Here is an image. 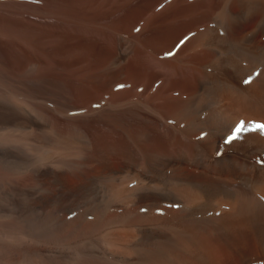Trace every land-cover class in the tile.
<instances>
[{"label": "bare ground", "instance_id": "6f19581e", "mask_svg": "<svg viewBox=\"0 0 264 264\" xmlns=\"http://www.w3.org/2000/svg\"><path fill=\"white\" fill-rule=\"evenodd\" d=\"M22 22L62 38L49 58L67 72L26 74L46 57L24 43L0 64V121L19 124L0 139L27 153L0 188L21 195L0 261L264 264V0H118Z\"/></svg>", "mask_w": 264, "mask_h": 264}, {"label": "rangeland", "instance_id": "374dc122", "mask_svg": "<svg viewBox=\"0 0 264 264\" xmlns=\"http://www.w3.org/2000/svg\"><path fill=\"white\" fill-rule=\"evenodd\" d=\"M116 2H118V0H0V19H4L3 17L8 18V19H4L5 22L0 20V40H1L0 41V64L7 65V66L9 64H11L12 61L9 60V55L14 54L16 52V50H15L16 47L18 48V47H20L21 44L24 43L27 45H31V47L35 51H37L40 55L46 57V58H44L45 62L44 63L42 62V64L40 66H38L39 68L33 69L34 71L30 70V69H25L26 74L36 73L35 71H37V70H38L37 71L38 73L64 74L65 72H67V70L64 69L63 67H61L59 64H56V62H53L54 60L49 58L50 54H52L55 51V48L57 46H59L60 43L62 42V38L61 37L60 38L54 37L55 39H53V37L45 35V32L43 30L42 31L37 30L35 27H30V26L27 28L24 25V23L22 22V20L29 19L31 21H35V20H40V19L43 20L44 19V20H49V21L54 20V22L65 21V20H70V19L84 20L86 18H89L92 15H96L100 11L101 4H104V3L114 4ZM96 5H98V6H96ZM35 8H38V9L35 10ZM44 9H46V10H44ZM94 10H96L97 12ZM93 13H95V14H93ZM9 23H11V24H9ZM20 27H23V28H20ZM2 31H4V32H2ZM7 33L9 36L7 35ZM14 33H16V34H14ZM25 33H27V34H25ZM50 38L52 40H50ZM36 41H37V43H36ZM38 44H40V45H38ZM32 45H35V46H32ZM41 45H43L42 46L43 48L40 47ZM14 47H15V49H14ZM5 49H7V50H5ZM45 49H47V50H45ZM12 50H13V52H11ZM4 62H5V64H4ZM0 96H3L1 89H0ZM0 101H5V99L0 98ZM15 122H13V121L12 122L11 121L10 122L0 121V129L2 128L1 131L5 130L3 132H0V134L4 133V132H8V134H11L15 130L17 131L16 127L18 128L19 124L17 122L15 123ZM6 123H8V125H10V126H8ZM12 125H15V126H12ZM8 127H11V128H8ZM3 128H5V129H3ZM9 132H11V133H9ZM0 143H1L0 144V153H1L0 158L3 156L7 158L5 165L0 164V169H1L0 177L2 176L0 178V188H2V187H7L10 184H14L16 182L21 181L20 179L23 178V175H25V172H23L22 169H18L17 167H19L18 163L24 162L27 159V153H25L23 147L19 143L10 144V143L6 142V144H5L3 141H1V139H0ZM15 147H17V148L15 149ZM19 147H21V148H19ZM19 153H21V154L19 155ZM5 154H6V156H5ZM10 156H13V157H10ZM15 157H16V159H15ZM18 161H20V162H18ZM9 169H10V171H9ZM15 169H17V170H15ZM13 171L15 172V175L12 174V173H14ZM21 172H22V174H21ZM5 174H7V175H5ZM16 174H18V177ZM19 174L21 175V177L19 176ZM10 180H12V181H10ZM30 189H31V191L36 190V188H34V187H30ZM0 191H1L0 192V207L2 208V209L0 208V230H1L3 228L4 223L6 224V223L14 222V218H13L12 214H14V211L17 207L15 202L17 204H19L16 201L17 199H18V201L20 200L19 202H21V195L16 193V198L14 201L13 196H10L5 189H0ZM3 201H5L8 204H6ZM9 205H11V208H9ZM2 213H3V215H2ZM6 213H8V214H6ZM32 213L34 214V211H32ZM3 217H6L7 219L6 218L4 219ZM2 218H3V221L1 220ZM43 243H45V246L49 249H54V248L59 249V248H64V246H65L64 244L58 245L57 243H54V242L43 241ZM47 258L48 257H45V259H47ZM5 263H7V264H21L20 262H8V261L2 262V261H0V264H5ZM23 264H38V263L23 262Z\"/></svg>", "mask_w": 264, "mask_h": 264}, {"label": "snow or ice", "instance_id": "6c2138e0", "mask_svg": "<svg viewBox=\"0 0 264 264\" xmlns=\"http://www.w3.org/2000/svg\"><path fill=\"white\" fill-rule=\"evenodd\" d=\"M138 32L140 31V29H136ZM187 40V37H185L184 40H182L180 42L181 45H183ZM174 55V52L172 51H169L167 53H165V56L167 57H171ZM260 73L259 71H257L256 73L254 74H250L248 75V77L243 81L244 84H250L252 83L253 79L256 77V76H259ZM118 89H123L125 87L124 84H119L117 85ZM142 91V90H141ZM95 107H99V105H95ZM252 129H261V130H264V124H253L252 125ZM249 129H247L245 127V122H240L239 124L233 126L229 132L226 134L225 136V143L228 144V145H231L233 144V142L239 140L241 138V134L245 131H248ZM218 155L220 154L219 152L217 153ZM259 163H261L262 165H264V158L261 159V161H259ZM261 199H264V197H261ZM146 211V210H145Z\"/></svg>", "mask_w": 264, "mask_h": 264}]
</instances>
